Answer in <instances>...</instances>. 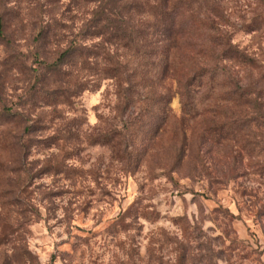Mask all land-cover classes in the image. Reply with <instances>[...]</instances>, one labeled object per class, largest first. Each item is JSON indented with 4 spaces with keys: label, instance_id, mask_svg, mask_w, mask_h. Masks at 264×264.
<instances>
[{
    "label": "rangeland",
    "instance_id": "obj_1",
    "mask_svg": "<svg viewBox=\"0 0 264 264\" xmlns=\"http://www.w3.org/2000/svg\"><path fill=\"white\" fill-rule=\"evenodd\" d=\"M1 17L0 264H264V0Z\"/></svg>",
    "mask_w": 264,
    "mask_h": 264
},
{
    "label": "trees",
    "instance_id": "obj_2",
    "mask_svg": "<svg viewBox=\"0 0 264 264\" xmlns=\"http://www.w3.org/2000/svg\"><path fill=\"white\" fill-rule=\"evenodd\" d=\"M164 5L165 6H167V4H165L164 3ZM130 6H134V4H132V5H130ZM166 14H164V15H159V17L160 18H170V20H171V25H169V26H167V28L165 29V31L166 32H169L170 31V29L172 30V32H173V24H174V17H173V13H171V12H169L168 13V11L166 12V11H164ZM127 24V27L129 28V29H131L129 32H124L125 30L124 29H121L120 31L124 34L123 35V38L124 39H126V37L127 38H131V34H132V32L134 31V29L132 28V26L129 24V23H126ZM3 28V23H2V17L0 18V29H2ZM108 33H109V30H105V31H103V35H108ZM114 35L115 36H117V37H120V34H119V32H116V33H113V34H111L110 36L111 37H114ZM68 54H70V51H67V52H65L63 55H62V57L60 58V60H59V62H57V63H55L54 65H52V66H54V67H57L58 66V63H60V61H61V59H63V57H65L66 55H68ZM61 64H62V62H61Z\"/></svg>",
    "mask_w": 264,
    "mask_h": 264
}]
</instances>
